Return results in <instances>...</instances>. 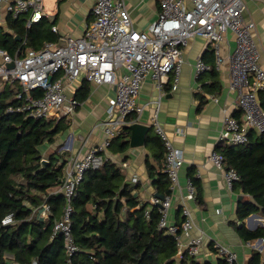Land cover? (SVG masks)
<instances>
[{
    "label": "built area",
    "instance_id": "1",
    "mask_svg": "<svg viewBox=\"0 0 264 264\" xmlns=\"http://www.w3.org/2000/svg\"><path fill=\"white\" fill-rule=\"evenodd\" d=\"M159 3L161 12L146 30L139 31L134 27L125 0H96L92 7L93 20L87 24L82 36L63 37L62 44L49 41L39 49H28L23 55L13 56L0 48V78L21 87L16 94L17 104L10 105L8 113L59 121L63 116L73 115L81 104L76 92L83 78L116 87L102 121L104 139L83 153L68 158L61 185L53 190L64 194L65 204L61 218L53 225L51 237L63 236L67 264H76L75 256L81 250L73 233V202L78 186L89 169H98L109 159L106 153L113 139L132 123L129 117L140 115L144 110L137 99L145 79L151 77L160 90L170 81L173 82V90L177 88L184 62V47L192 37L201 35L209 40L216 54V67L228 60L232 73L230 86L238 92L237 107L241 118L225 111L224 129L219 141L242 145L248 141L250 130L264 131V107L259 95L264 92V67L260 64V50L254 37L255 22L244 16L245 0H159ZM8 16L14 19L27 16L29 27L50 17V14L45 9L44 0H0V24ZM53 30L57 32L58 27L53 26ZM229 31L236 35L237 46L225 58L222 43ZM212 68L202 58L195 63L197 75ZM156 105L152 127L165 148L164 171L169 176L172 191L163 199L154 196L151 202L161 205L159 225L175 236L179 252L187 251L197 257L204 235L191 234L195 223L189 201L197 198L196 186L189 178L187 193L182 191L179 174L185 160L184 152L171 140L159 119V101ZM208 158L224 170L226 185L233 190L235 181L240 179L239 173L233 168H224L225 156L216 148ZM122 165L128 166L127 163ZM132 180L137 182L138 178L133 177ZM176 189L180 191L183 221L170 224L168 214ZM34 212L43 220L48 219L51 213L46 203L35 208ZM146 213L149 214V210ZM13 223V213L2 220L3 225ZM184 236H187V241ZM213 247L220 256L227 258L229 264L238 262V253L228 245L215 240ZM11 262L19 264L14 257H11ZM32 264L38 263L34 260Z\"/></svg>",
    "mask_w": 264,
    "mask_h": 264
},
{
    "label": "trees",
    "instance_id": "2",
    "mask_svg": "<svg viewBox=\"0 0 264 264\" xmlns=\"http://www.w3.org/2000/svg\"><path fill=\"white\" fill-rule=\"evenodd\" d=\"M27 24V16H8L6 28L0 26V48L13 56L23 55L30 48L39 49L57 39L46 18L29 27ZM20 90L17 83L2 80L0 84V264H12L10 255L19 264H32L34 260L38 264H67L63 236L51 237L65 204L64 194L53 190L61 185L67 158L58 148L45 153L43 147L56 143L69 123L64 116L56 121L8 113L7 108L17 104ZM89 93L90 84L85 81L76 97L82 102ZM200 99L199 109L205 104L202 96ZM260 99L264 107V93ZM133 117L129 118L134 120ZM236 117L241 118L240 111ZM129 133L127 126L111 146L117 143L116 150L125 152ZM154 141L159 146L157 160L165 165L164 145L158 136ZM216 150L225 156L224 168H233L240 175L233 190L247 196L237 204L239 235L245 241L264 239V226L250 230L245 224L254 213L264 218V131L250 130L248 141L242 145L219 141ZM44 159L48 161L43 163ZM147 167L157 194L169 195L172 190L168 174L150 162ZM190 178L195 186L199 185V178L192 172ZM138 187L128 182L122 166L110 159L86 172L73 202V233L81 248L75 256L76 264H229L220 255L213 262L200 261L187 251L180 253L175 236L159 225L160 205L142 201L135 194ZM198 197L201 202L202 195ZM45 203L51 213L43 220L34 209ZM9 213H13L14 223L3 225ZM212 249L218 253L213 245ZM246 264H264V253L253 249Z\"/></svg>",
    "mask_w": 264,
    "mask_h": 264
},
{
    "label": "crops",
    "instance_id": "3",
    "mask_svg": "<svg viewBox=\"0 0 264 264\" xmlns=\"http://www.w3.org/2000/svg\"><path fill=\"white\" fill-rule=\"evenodd\" d=\"M96 0H55L56 11L46 18L51 22V30L57 36L52 42L62 44L63 37H75L84 34L87 24L93 20L92 7ZM131 12L134 27L141 31L158 18L161 12L159 0H125ZM245 18L253 20L256 28L254 37L260 50V64L264 67V0H245ZM7 20V18H6ZM6 20L4 23H6ZM58 27V31L53 30ZM49 42V41H48ZM237 46L236 35L229 31L222 43V55L227 58ZM184 62L181 66L178 86L173 90V82L160 90L153 79H145L138 103L144 106L140 115H134L129 125V148L125 152L116 150L114 143L106 156L122 166L127 181L132 185L139 184L135 194L142 201L151 202L157 190L149 176L147 163H152L158 171H164V161L157 160L158 144L156 133L152 127V116L159 101V119L163 123L175 146L184 152V163L180 169V183L183 193H187L186 183L192 172L199 178L196 186L197 198L189 201L195 226L191 229L193 236L202 233L203 244L196 258L200 261L216 262L219 254L212 249L213 242L218 240L238 253V263L246 264L253 249L264 253V240L245 241L238 233L237 226L241 222L237 218V204L242 193L230 190L225 182L224 170L215 166L208 158L216 148L224 129L225 111L236 116L238 92L232 89L231 67L228 60L216 67V54L209 40L201 35L192 37L184 47ZM198 58L213 66L208 72L197 75L195 63ZM85 81L82 79L80 87ZM90 93L77 107L71 116H64L69 128L61 133L54 144L43 147L45 153L59 149L66 158L76 156L100 143L104 135L102 121L106 117L109 99L115 94L116 87L100 85L88 81ZM261 92L259 95L262 98ZM205 99L204 106L199 109L200 97ZM156 101V102H155ZM147 126L144 141L131 145L132 125ZM127 163L124 167L122 164ZM163 163V164H162ZM163 165V166H162ZM138 181L133 182L132 178ZM202 195L200 202L198 195ZM179 189L173 193L172 205L169 209L168 223L179 224L183 221L179 210ZM248 229L256 230L264 226V218L257 214L246 219ZM185 241L187 236L183 237ZM12 255L9 256L11 259Z\"/></svg>",
    "mask_w": 264,
    "mask_h": 264
},
{
    "label": "water",
    "instance_id": "4",
    "mask_svg": "<svg viewBox=\"0 0 264 264\" xmlns=\"http://www.w3.org/2000/svg\"><path fill=\"white\" fill-rule=\"evenodd\" d=\"M13 64H9V66H12ZM132 129H133V132H132V137H131V140H130V143L131 145H138V144H141L143 141H144V137H145V134L148 130V127L147 126H142V125H139V124H134L132 125ZM48 160L44 159L43 160V163H46ZM62 180V179H61ZM60 180V181H61ZM157 197L163 199L164 196L161 195V194H157L156 195ZM247 196L245 195H242L241 196V199H245ZM160 205V204H159ZM161 206V205H160ZM255 215H257L256 213L254 214H251L250 216L247 217V219H252Z\"/></svg>",
    "mask_w": 264,
    "mask_h": 264
},
{
    "label": "rangeland",
    "instance_id": "5",
    "mask_svg": "<svg viewBox=\"0 0 264 264\" xmlns=\"http://www.w3.org/2000/svg\"><path fill=\"white\" fill-rule=\"evenodd\" d=\"M45 9L50 14L53 15V13L56 11V4L55 0H44ZM2 19V18H1ZM5 20H1V22H4ZM0 26L6 28V23L0 24ZM0 84H2V79L0 78ZM17 90V87L13 86Z\"/></svg>",
    "mask_w": 264,
    "mask_h": 264
}]
</instances>
